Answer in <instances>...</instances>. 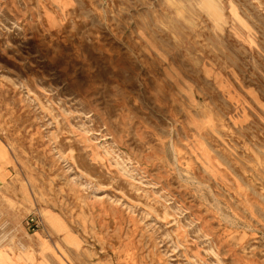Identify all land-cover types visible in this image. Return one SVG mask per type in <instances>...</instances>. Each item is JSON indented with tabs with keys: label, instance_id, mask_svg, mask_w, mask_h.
Listing matches in <instances>:
<instances>
[{
	"label": "rangeland",
	"instance_id": "rangeland-1",
	"mask_svg": "<svg viewBox=\"0 0 264 264\" xmlns=\"http://www.w3.org/2000/svg\"><path fill=\"white\" fill-rule=\"evenodd\" d=\"M53 1L0 0L15 252L264 264V0Z\"/></svg>",
	"mask_w": 264,
	"mask_h": 264
},
{
	"label": "crops",
	"instance_id": "crops-1",
	"mask_svg": "<svg viewBox=\"0 0 264 264\" xmlns=\"http://www.w3.org/2000/svg\"><path fill=\"white\" fill-rule=\"evenodd\" d=\"M9 203L13 204L11 199L7 198V200L4 201L3 199L0 198V252L1 253L5 252L9 255H14V254L17 255L19 254V252H15L14 246L19 242L21 243V241L18 242V240L17 241L15 240V242H12L13 234L18 235V232L13 231L15 226H17L18 222L14 223L12 221V217L14 216L18 218L21 216V214H19L18 212L13 214V211L10 208ZM16 230H18V228H16ZM19 236L23 238V235H19ZM23 243L25 244L26 242L23 241ZM24 247L26 248V246ZM32 252L34 254V251ZM24 253H28L29 255L31 253V249L27 247L26 249H24ZM24 264H32V263L24 262Z\"/></svg>",
	"mask_w": 264,
	"mask_h": 264
},
{
	"label": "bare ground",
	"instance_id": "bare-ground-1",
	"mask_svg": "<svg viewBox=\"0 0 264 264\" xmlns=\"http://www.w3.org/2000/svg\"><path fill=\"white\" fill-rule=\"evenodd\" d=\"M53 2L57 5L59 10L62 11V13H65L67 11L66 6L68 7L71 6V0H54ZM47 20L51 28L57 26V21L53 17L48 16ZM53 220L54 219L52 218L51 220H49V222L51 221V223H53L52 222ZM26 261L32 264L35 263V260H30L29 257H27L26 260H24L23 257L21 258L20 254L9 255L5 252L2 253L0 252V264H22V263L24 264V262Z\"/></svg>",
	"mask_w": 264,
	"mask_h": 264
},
{
	"label": "built area",
	"instance_id": "built-area-1",
	"mask_svg": "<svg viewBox=\"0 0 264 264\" xmlns=\"http://www.w3.org/2000/svg\"><path fill=\"white\" fill-rule=\"evenodd\" d=\"M36 222L37 221L33 217L30 219L29 224H28L30 230L35 231V229L38 228Z\"/></svg>",
	"mask_w": 264,
	"mask_h": 264
}]
</instances>
